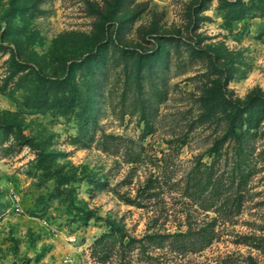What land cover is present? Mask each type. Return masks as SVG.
<instances>
[{"label":"rangeland","instance_id":"374dc122","mask_svg":"<svg viewBox=\"0 0 264 264\" xmlns=\"http://www.w3.org/2000/svg\"><path fill=\"white\" fill-rule=\"evenodd\" d=\"M263 11L264 0H0V264H100L91 243L106 219L137 236L213 222L184 264H264ZM250 95L254 134L241 155L228 138L215 157ZM198 159L247 173L233 216L185 188Z\"/></svg>","mask_w":264,"mask_h":264},{"label":"trees","instance_id":"16d2710c","mask_svg":"<svg viewBox=\"0 0 264 264\" xmlns=\"http://www.w3.org/2000/svg\"><path fill=\"white\" fill-rule=\"evenodd\" d=\"M261 13L264 14V11ZM226 15L230 19H241L247 15V7L233 8ZM254 101L250 95L243 105L233 104L238 108L235 112L239 113L230 115L232 117L228 129L221 139H217L213 144L211 152L215 157L220 153L221 142L228 138L235 141L237 153L242 154L239 151L243 148V140L247 136H252L254 131L251 129L256 128L254 123L256 118H253L254 115L251 113V108L255 106ZM240 113L248 115L246 119L241 117L237 122L236 118ZM244 122L246 125L243 128ZM215 161L206 164L198 159L188 173L185 188L191 191L192 196H200L203 191L208 192L209 198L218 199L215 208L218 216H233L241 203L239 187L247 173L237 162L230 169L220 171V168L215 166ZM212 224L188 223L184 229L181 227L173 231L156 229L137 236L129 233L117 219H106L108 230L94 238L91 243V255L100 264H166L167 260L173 261L168 264H184L186 256L202 251L213 241L215 232Z\"/></svg>","mask_w":264,"mask_h":264}]
</instances>
